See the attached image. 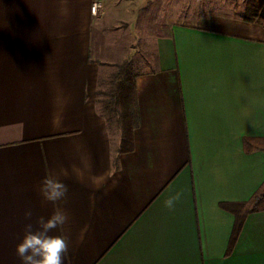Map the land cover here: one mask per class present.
<instances>
[{
  "label": "crops",
  "instance_id": "1",
  "mask_svg": "<svg viewBox=\"0 0 264 264\" xmlns=\"http://www.w3.org/2000/svg\"><path fill=\"white\" fill-rule=\"evenodd\" d=\"M94 1L0 0V264H22L26 210L34 226L53 212L46 174L68 185L50 233L64 264H264V209L233 236L264 184V26L170 16L122 34L141 0H100L97 16ZM110 55L134 75L129 151L99 105Z\"/></svg>",
  "mask_w": 264,
  "mask_h": 264
},
{
  "label": "clouds",
  "instance_id": "2",
  "mask_svg": "<svg viewBox=\"0 0 264 264\" xmlns=\"http://www.w3.org/2000/svg\"><path fill=\"white\" fill-rule=\"evenodd\" d=\"M39 193L45 201L53 204L54 210L48 217H36L35 226L31 222L32 210L25 211L29 222L24 225V234L15 245L16 255L22 264H64L69 251L68 239L64 235L50 233L69 221L67 211L59 205L67 197L68 185L55 175L46 174L40 182ZM182 196L181 192H176L164 201L165 207L173 210Z\"/></svg>",
  "mask_w": 264,
  "mask_h": 264
},
{
  "label": "trees",
  "instance_id": "3",
  "mask_svg": "<svg viewBox=\"0 0 264 264\" xmlns=\"http://www.w3.org/2000/svg\"><path fill=\"white\" fill-rule=\"evenodd\" d=\"M243 20L264 26V0H252L245 7ZM100 93L108 97L102 108L112 114L121 132L119 151L131 150L132 133L137 124V116L134 75L130 71L129 61H124L118 66L116 74L110 80L109 88L101 90ZM260 209H264V184L248 202L238 204L233 236L240 229L245 215Z\"/></svg>",
  "mask_w": 264,
  "mask_h": 264
},
{
  "label": "rangeland",
  "instance_id": "4",
  "mask_svg": "<svg viewBox=\"0 0 264 264\" xmlns=\"http://www.w3.org/2000/svg\"><path fill=\"white\" fill-rule=\"evenodd\" d=\"M252 0H141L142 18L132 27V30L127 31L122 23V34L126 32H133L137 27H141V32H147L150 28L151 22L155 20H165L167 17L173 16L176 19H183L188 21H198L199 19H208L210 17H225V18H243L245 7ZM141 15V14H140ZM135 23V22H134ZM264 25V24H263ZM126 54H122V61ZM109 59L114 60L117 64H108L107 68L111 70L109 76V83L103 86L101 82L102 91L107 90L110 86V80L116 74L120 63L117 60L118 56L110 55ZM99 105L101 110L107 118L109 129L115 130L116 121L112 114L104 111L102 106L108 100V97L100 93L98 94Z\"/></svg>",
  "mask_w": 264,
  "mask_h": 264
},
{
  "label": "built area",
  "instance_id": "5",
  "mask_svg": "<svg viewBox=\"0 0 264 264\" xmlns=\"http://www.w3.org/2000/svg\"><path fill=\"white\" fill-rule=\"evenodd\" d=\"M103 8L104 2L95 0L94 2H92L90 10L94 16H97L103 10Z\"/></svg>",
  "mask_w": 264,
  "mask_h": 264
}]
</instances>
